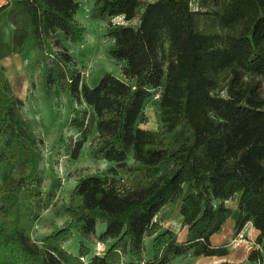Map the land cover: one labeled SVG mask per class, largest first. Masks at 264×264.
Listing matches in <instances>:
<instances>
[{"label":"trees","instance_id":"16d2710c","mask_svg":"<svg viewBox=\"0 0 264 264\" xmlns=\"http://www.w3.org/2000/svg\"><path fill=\"white\" fill-rule=\"evenodd\" d=\"M79 1L0 5V61L21 54L28 41L40 50L46 90H66L86 108L70 121L80 134L71 158L92 127V158L109 167L79 178L62 227L33 241L40 205L54 196L41 191L42 141L23 132V102L0 70V264L223 258L228 249L212 247L210 238L230 218L225 203L236 196L234 236L251 225L258 235L248 261L264 264V98L256 80L264 82V0H94V18L122 19L108 29V56L122 68L121 78L104 74L90 87L63 45L82 38L74 20ZM150 102L158 107L157 131L140 127ZM168 205L187 230L183 242L155 220ZM74 233L79 244L72 253L64 245ZM91 238L105 250L91 248Z\"/></svg>","mask_w":264,"mask_h":264},{"label":"rangeland","instance_id":"374dc122","mask_svg":"<svg viewBox=\"0 0 264 264\" xmlns=\"http://www.w3.org/2000/svg\"><path fill=\"white\" fill-rule=\"evenodd\" d=\"M11 0H0V3ZM142 4L152 3L156 0H139ZM94 0H80L79 8L74 16V20L83 29L81 40L75 44L63 41V45L71 56L75 69L81 75V82L87 86H93L104 74H110L121 78L122 64L113 61L108 56V51L112 46V41L108 37V29L111 24L123 23L122 19H98L93 16ZM194 9V4L191 5ZM128 25L136 26L137 21ZM5 34L7 29L4 30ZM51 68L50 61H47ZM43 57L30 41L19 55H14L0 61V70L6 75L11 92L14 97L22 100L21 110L24 119L23 132L29 134L36 140H41V159L38 165V175L42 180L41 191L44 196L53 195V202L48 203L46 197L40 205L38 211V222L32 231V240H37L50 234L54 230L60 229L64 222L63 207L68 203L69 195L79 178L96 175L105 171L109 164L97 161L92 158L91 149L95 137V129L90 128V133L86 144L76 160L71 158L73 146L80 139V134L70 125L71 119L79 117V112L86 110L85 106L76 104L66 90H61L53 86L46 90L43 83L44 73ZM252 80V79H249ZM262 82V96L264 98V82ZM144 115L146 123L140 127L145 130L157 131L161 127L159 122V112L157 104L150 102L145 106ZM130 164V159L128 160ZM127 184H135V180H130L123 175ZM127 178V179H126ZM128 180V181H127ZM228 208L234 211L236 208L235 198L227 203ZM235 215V214H233ZM236 216V215H235ZM234 216V217H235ZM234 217H231L234 218ZM165 228H171L177 233L180 241L181 218L176 206L168 205L158 213L156 219ZM97 230H104V226L99 224ZM212 237L210 242L214 243ZM151 238L144 240V256L150 257ZM79 235L73 234L72 239L65 243L64 247L72 253L77 251ZM96 239L91 238L88 245L95 251H103L104 247L95 245ZM228 244V243H227ZM245 252L248 251V245ZM242 244V245H243ZM109 244H105L108 247ZM240 246V245H239ZM226 247L231 250L230 247ZM242 256L230 255L229 262L243 261ZM212 259H196L189 255L175 259L171 264H208Z\"/></svg>","mask_w":264,"mask_h":264},{"label":"crops","instance_id":"0c3cea01","mask_svg":"<svg viewBox=\"0 0 264 264\" xmlns=\"http://www.w3.org/2000/svg\"><path fill=\"white\" fill-rule=\"evenodd\" d=\"M6 2H9V1H6ZM6 2H3V3H0V5H3L5 4ZM237 201H238V196L235 197V204L237 206ZM227 203H225L226 207L227 206ZM236 208L234 209V211H231V216L230 218L226 221V223L223 225L221 231L215 235H213L212 237H215L214 238V243L212 244L210 242V245L212 247H226V245H228V247H230V244L233 240H237L238 241V245L237 246H234V247H230L231 250L228 249V255L226 257H223V258H217V257H212V258H204V257H199V258H196V259H212L210 260V262L208 264H222V263H229V264H256V263H253V262H249L248 261V257H249V254L256 249V247L254 246V242H255V239L258 235V232H256L252 227L251 225H246L245 228L243 229V231L240 233L241 234V238H239L238 236L240 235H237V236H234V231H233V226H234V221H235V215H236ZM235 214V215H233ZM235 216V217H234ZM231 217H234L231 219ZM186 228L183 227L182 230H181V238H180V241L183 242L185 240V236H186ZM211 237V238H212ZM210 238V240H211ZM228 243V244H227ZM247 244L248 245V251L245 252V245L243 244ZM243 244V245H242ZM240 245V246H239ZM245 252V256H244V259L243 261H238L236 260L235 262H229L228 261V258L230 257V255H233V256H242V253Z\"/></svg>","mask_w":264,"mask_h":264},{"label":"built area","instance_id":"2783aa9c","mask_svg":"<svg viewBox=\"0 0 264 264\" xmlns=\"http://www.w3.org/2000/svg\"><path fill=\"white\" fill-rule=\"evenodd\" d=\"M158 98H159V95L156 94V95L153 97V101L158 100ZM238 237L241 238V234H240ZM237 245H238V241H237V240H233V241L231 242V247H234V246H237ZM96 246H97V248H98V247H101L102 244H97ZM102 247H103V246H102ZM100 251H101V250H100ZM100 251L97 250V252H100Z\"/></svg>","mask_w":264,"mask_h":264}]
</instances>
